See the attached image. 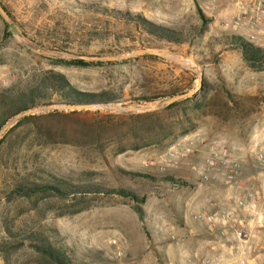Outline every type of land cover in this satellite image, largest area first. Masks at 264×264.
<instances>
[{
	"label": "rangeland",
	"instance_id": "rangeland-1",
	"mask_svg": "<svg viewBox=\"0 0 264 264\" xmlns=\"http://www.w3.org/2000/svg\"><path fill=\"white\" fill-rule=\"evenodd\" d=\"M254 1L0 0L12 16L8 15L10 24L0 15V118L9 117L16 109V90L47 70L60 72L84 90L122 88V100L113 106L156 107L167 100L161 99L167 91L195 89L197 74L202 75L206 90L204 100L196 98L200 110L188 108V104L179 107L186 110L188 121L172 135L148 146L139 142L140 148H133L131 139L123 136L125 120L106 116L120 113L87 108L83 109L87 112L70 114V110L53 109L65 105L56 96L44 101L46 104L36 108L48 109L17 127L0 150V240L4 237L2 222L7 221L13 227H40L47 234L56 235L71 256L84 264H225L224 259L236 260L240 255L258 256L259 262H264V204L260 210L262 223L245 246L230 235L221 237L219 227L211 228L196 219L200 214H217L232 207L227 200L223 170L211 171L215 178L208 182H203L198 174L204 169L205 151L191 157L187 164L159 172L162 158L176 145L193 142L198 149L200 141L207 145L222 143L240 161V181H247L238 192L257 189V184L248 179L258 171L252 153L255 145L264 148V71L249 68L239 51L227 49L215 40L223 34H233L256 47H264V14L256 28H236L233 24L239 14L250 17ZM91 6L140 14L158 25L178 30L199 26L200 13L207 24L205 32L188 43H167L131 26L91 15L87 9ZM20 25L27 36L22 34ZM30 35L69 50L53 57L76 58V52L87 57H106L111 51L117 56L152 47L150 50L186 61L192 70L164 59L122 60L84 68L60 66L49 59L51 56L38 54L49 50L32 42ZM142 95L157 101L135 100ZM137 114L143 113H134ZM43 168L71 179L93 172L95 181L106 187L132 189L146 196L143 214L139 217L133 202L117 196L46 195L7 200L6 188L14 179ZM122 170L157 179L173 176L189 186L174 189L166 183L125 176ZM13 255L19 264H47L26 248ZM0 264H4L2 258Z\"/></svg>",
	"mask_w": 264,
	"mask_h": 264
},
{
	"label": "trees",
	"instance_id": "trees-1",
	"mask_svg": "<svg viewBox=\"0 0 264 264\" xmlns=\"http://www.w3.org/2000/svg\"><path fill=\"white\" fill-rule=\"evenodd\" d=\"M6 13L11 16V13L0 2ZM91 15H99L106 21H113L114 23H121L126 26H131L141 34H146L157 41L167 43H188L190 39H194L199 34L205 32L207 20L201 15V24L199 26H190L186 30H178L176 28H169L158 25L140 14H133L129 11H122L117 9H109L99 6H91L87 8ZM87 10V12H88ZM6 26V25H5ZM22 34L27 36V31L23 26H19ZM7 36V33H4ZM32 42L36 43L40 48L57 51L69 52L66 47L49 41H40L36 36L28 37ZM216 42L222 44L225 48L230 50H237L240 52L242 61L251 69L256 71H264V47H256L252 43L246 41L243 37L233 34L221 35L220 38L215 39ZM154 49L152 47H146ZM114 53L108 52L107 56H115ZM75 55L87 57V55L76 52ZM92 57V56H90ZM49 59L55 64L65 67L84 68L89 66H106L115 63H106L102 61H86L79 58H63L53 57ZM152 60L163 61L160 58L153 56H139L132 58V60ZM131 61V59L126 60ZM164 62V61H163ZM186 93L183 90H170L165 92L161 98L169 99L181 94ZM56 96L59 103L71 106H84V105H107L121 102L123 97V90H97V89H81L73 85L63 74L56 70L44 71L38 79L26 85L23 89H18L15 92L14 100L16 109L10 116H15L19 113L29 111L40 105L46 104L44 101ZM199 97L202 100L206 98L205 86L199 92L180 100L167 108L152 113L143 114H121L113 115L106 113V116L113 117L119 120H125L126 131L123 136L130 138L133 143V148H140L139 142L143 143L141 146H148L152 142L159 141L162 137L172 135L173 132L180 128L185 121H188L186 110L179 109L180 106L188 104V108L200 110V105L196 101ZM141 103H152L157 99L151 100L142 95L135 99ZM187 108V110H189ZM87 111H70V114H78ZM100 110H96L99 113ZM60 114L59 112H52ZM181 113V114H180ZM0 118V130L9 120L8 118ZM35 115H29L20 118L16 124L10 128L4 136L0 139V150L3 143L9 139V136L14 130L28 123L30 120L35 119ZM125 176H129L140 180H149L151 182L166 183L172 188L178 189L188 187L189 183L182 179L174 178L173 176H166L162 178H155L150 175H144L138 172L121 171ZM95 173L83 172L81 177L71 179L67 176H56L50 171L43 169L34 170L24 173L14 179L6 188V196L8 201L15 199L31 200L37 196H75V195H103V196H117L129 199L134 203L135 212L139 217L142 216V205L145 203L146 196L135 193L132 189L125 187H106L103 184L95 181ZM3 234L4 237L0 240V258L4 264H19L18 259L14 257L19 249L26 248L40 261L47 264H84L73 258L69 250L58 241L56 235L47 234L42 228H31L25 225H17L13 227L7 221H3Z\"/></svg>",
	"mask_w": 264,
	"mask_h": 264
},
{
	"label": "built area",
	"instance_id": "built-area-1",
	"mask_svg": "<svg viewBox=\"0 0 264 264\" xmlns=\"http://www.w3.org/2000/svg\"><path fill=\"white\" fill-rule=\"evenodd\" d=\"M264 14L263 0L253 2L251 15L248 18L239 14L234 19V27L249 26L256 28ZM204 153V169L199 171L203 182L213 180L215 176L211 171L223 170L224 182L227 187V200L232 203L229 209H223L217 214L203 213L196 216V219L205 223L211 228L219 227V234L223 238L229 235L231 238L242 245L247 243L254 236L256 228L262 223L261 207L264 204V148L255 145L252 153L258 171L248 179V182L257 184V189L247 190L245 193H239L245 184L240 181L241 165L239 159L233 154L229 147L222 143L205 144L199 142L198 149L193 147V142L176 145L172 147L168 154L162 158L159 172L162 173L166 167L178 168L187 164L188 160L198 152ZM194 170H196L194 168Z\"/></svg>",
	"mask_w": 264,
	"mask_h": 264
},
{
	"label": "water",
	"instance_id": "water-1",
	"mask_svg": "<svg viewBox=\"0 0 264 264\" xmlns=\"http://www.w3.org/2000/svg\"><path fill=\"white\" fill-rule=\"evenodd\" d=\"M0 15L2 16V18L7 22L12 24V21L10 20L8 14L6 13V11L4 10V8L0 5ZM38 54L41 55H45V56H61V55H65L62 52H57V51H40L38 52ZM67 55V54H66ZM153 56V57H157L160 59H164L167 61H170L172 63L178 64L180 66H182L184 69L191 71V66L184 60L166 53V52H162V51H155V50H150V49H136L134 51H132L129 54H124V55H117V56H106V57H82V56H77L76 58L82 59V60H86V61H102V62H118V61H122V60H127V59H132V58H136L139 56ZM187 63V64H186ZM197 78H198V85L195 89L186 92L184 94L172 97L170 99H167L165 101H162L161 103H159V105H157L156 107H152V108H140V107H122V106H113L111 104H107V105H84V106H71V105H62L59 107H55L53 108L54 110H70V111H74V110H83V109H87V108H97V109H104L107 111H112V112H116V113H120V114H134V113H151V112H155V111H160L163 110L165 108H167L168 106L183 100L187 97L192 96L193 94L199 92L202 88V82H203V77L201 74H197ZM48 108H36L33 110H29V111H25L22 113H19L17 115H15L0 131V139L2 138L3 134L6 133V131L14 124L16 123L20 118L25 117V116H29V115H34L35 113H40L43 112L45 110H47Z\"/></svg>",
	"mask_w": 264,
	"mask_h": 264
},
{
	"label": "crops",
	"instance_id": "crops-1",
	"mask_svg": "<svg viewBox=\"0 0 264 264\" xmlns=\"http://www.w3.org/2000/svg\"><path fill=\"white\" fill-rule=\"evenodd\" d=\"M224 258L225 257L223 256L222 259ZM234 260L235 258L233 260L224 259V262L225 264H231L232 262H233L232 264H264V262H261V261L259 262L260 257L258 256L253 257V258H251L250 256L249 258H247V257H243L242 255H240L236 258L235 261Z\"/></svg>",
	"mask_w": 264,
	"mask_h": 264
},
{
	"label": "bare ground",
	"instance_id": "bare-ground-1",
	"mask_svg": "<svg viewBox=\"0 0 264 264\" xmlns=\"http://www.w3.org/2000/svg\"><path fill=\"white\" fill-rule=\"evenodd\" d=\"M187 64V63H186Z\"/></svg>",
	"mask_w": 264,
	"mask_h": 264
}]
</instances>
